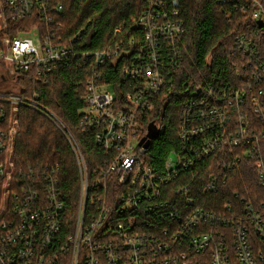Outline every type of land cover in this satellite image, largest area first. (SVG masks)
<instances>
[{"label":"built area","instance_id":"built-area-1","mask_svg":"<svg viewBox=\"0 0 264 264\" xmlns=\"http://www.w3.org/2000/svg\"><path fill=\"white\" fill-rule=\"evenodd\" d=\"M140 1L142 11L126 36L119 26L112 45L80 52L74 44L86 29L70 42L61 38L56 18L62 6L52 0H1L3 25L6 19L37 15L44 27L0 36V79H8L0 82V264H58L68 256L69 264H264V255L249 244L245 220L225 217L233 213L231 205L216 213L197 204V196L224 186L226 172L238 169L242 159L257 161L264 186V3L212 0L249 16L258 30L235 38L233 53L240 56L233 64L235 80L204 84L185 77L184 0ZM80 59L90 65L83 126L96 130L98 144L113 154L94 178L67 126L38 96H23L17 82L33 73L48 84L55 68ZM110 63L116 67L112 75L118 69L122 79L117 87L106 79ZM173 99L180 106L178 147L158 166L148 156L153 141L147 148L146 142L140 145L149 132L145 118ZM22 107L56 124L77 156L81 196L70 222L56 177L45 173L44 182L37 183L15 179L9 153L20 133ZM157 121L163 133L166 124L160 117ZM211 157L218 165L209 181L194 184L192 174ZM244 212L264 238V218L256 207L248 205Z\"/></svg>","mask_w":264,"mask_h":264},{"label":"trees","instance_id":"trees-1","mask_svg":"<svg viewBox=\"0 0 264 264\" xmlns=\"http://www.w3.org/2000/svg\"><path fill=\"white\" fill-rule=\"evenodd\" d=\"M260 1L264 3V0ZM52 4L62 6L63 13L56 18V23L62 25L59 36L66 42H70L81 29H86L83 38L74 44L80 52L106 49L116 41L114 31L119 26L123 27V35L126 36L143 8L140 0H52ZM227 15L230 17L227 18ZM182 18L185 32L180 45L184 54L185 77H193L204 84L234 81L236 70L233 64L240 57L233 53L235 38L239 34L257 31V25L249 16L230 6L216 5L212 0H184ZM6 20V26L0 20V36L5 31L14 37L21 31L32 30L36 25H41V29L44 27L37 15L19 21ZM114 68L110 63L106 79L117 87L122 79L118 76V69L112 75ZM89 74V62L84 63L80 59L55 68L49 75L48 84L33 73L17 82L23 96H38L40 104L67 126L83 153L91 178H94L97 172L105 169L113 154L98 144L96 130L83 126L81 111L86 105ZM179 109L178 100L173 99L165 108L160 107L155 114L145 118L146 133L151 123L156 125L158 117L166 124V130L159 133L148 153L152 164L163 165L168 154L178 147ZM252 119L256 120L254 115ZM19 125L20 133L15 138L12 152L17 168L15 179H31L37 183L44 182L45 173L56 177V189L66 202V223L72 221L78 212L81 180L80 166L69 139L51 120L27 107L21 108ZM260 153L264 163V141L260 144ZM217 161L216 157H211L200 162L197 171L192 174L193 183L204 186L218 165ZM241 162L238 169L226 172L228 180L218 191H211L205 198L197 196V204L216 213H222L225 204L231 205L233 213L225 217L245 220L253 252L264 255V238L256 232L255 225L251 224L247 218L249 215L244 212L246 206L254 205L257 213L264 218V186L257 176V161L253 158L252 161L242 159ZM1 198L0 195V203ZM226 233L231 235L232 231L226 229ZM68 261L69 256L63 257L58 264H69Z\"/></svg>","mask_w":264,"mask_h":264},{"label":"water","instance_id":"water-1","mask_svg":"<svg viewBox=\"0 0 264 264\" xmlns=\"http://www.w3.org/2000/svg\"><path fill=\"white\" fill-rule=\"evenodd\" d=\"M259 26L262 27L263 23H260ZM7 81H8L7 77L0 79L1 83H6ZM159 136H160L159 132L156 129L155 125L151 124V126L149 127V132L147 134V138L143 139L141 141L140 145H143L146 142L144 146L147 148V147L151 146V142L156 140Z\"/></svg>","mask_w":264,"mask_h":264},{"label":"rangeland","instance_id":"rangeland-1","mask_svg":"<svg viewBox=\"0 0 264 264\" xmlns=\"http://www.w3.org/2000/svg\"><path fill=\"white\" fill-rule=\"evenodd\" d=\"M3 11V3L1 2V0H0V14H1V12ZM0 20H1V22H2V19L0 18ZM4 33V32H3ZM2 33V34H3ZM19 90V89H18ZM64 134V133H63ZM10 154V156H12V158L14 159V154L13 153H9ZM15 161V160H14ZM1 202H2V198H1ZM1 204V203H0Z\"/></svg>","mask_w":264,"mask_h":264}]
</instances>
